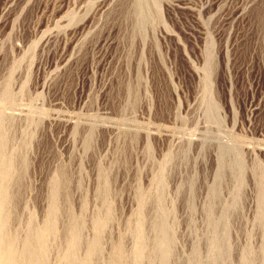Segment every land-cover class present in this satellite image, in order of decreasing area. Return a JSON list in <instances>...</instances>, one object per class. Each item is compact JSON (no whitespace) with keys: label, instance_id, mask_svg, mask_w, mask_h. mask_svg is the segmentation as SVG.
Wrapping results in <instances>:
<instances>
[{"label":"rangeland","instance_id":"obj_1","mask_svg":"<svg viewBox=\"0 0 264 264\" xmlns=\"http://www.w3.org/2000/svg\"><path fill=\"white\" fill-rule=\"evenodd\" d=\"M0 127V254L264 264V0H0Z\"/></svg>","mask_w":264,"mask_h":264},{"label":"bare ground","instance_id":"obj_2","mask_svg":"<svg viewBox=\"0 0 264 264\" xmlns=\"http://www.w3.org/2000/svg\"><path fill=\"white\" fill-rule=\"evenodd\" d=\"M143 6V5H142ZM140 7V6H139ZM141 8H143V7H141ZM2 122V121H1ZM3 129V128H2ZM0 130H1V127H0ZM3 131V132H2ZM1 132H0V179H1V181L3 180V181H5L4 180V178L2 179V177H5V178H8V177H6V176H9L10 175V173L11 172H13V167H14V160L12 159L11 160V158L10 157H12L11 155H10V160H9V158L7 157V161H6V164L5 163H3L4 161H3V158H5V157H3L2 158V156H5V154H4V148H5V139H4V137L5 136H3V135H5L6 134V132H5V134H3L4 133V129L2 130ZM7 138V137H6ZM6 143H7V140H6ZM7 146V145H6ZM14 158V157H13ZM23 158V157H22ZM16 159V158H15ZM15 161H17V160H15ZM17 165V164H16ZM13 174V173H12ZM8 180V179H7ZM0 181V182H1ZM8 182V181H7ZM2 184V183H1ZM7 183H6V181H5V188H6V185ZM3 185V187H4V183L2 184ZM8 185H9V183H8ZM11 186V185H10ZM1 187V190H0V194L2 193V189H4V188H2V186H0ZM58 187H59V184H58ZM7 189H8V186H7ZM7 189H5V191L7 190ZM4 191V190H3ZM7 192H8V190H7ZM11 192V191H10ZM4 193V192H3ZM57 193H59V192H57ZM263 195H264V193H262ZM59 195V194H58ZM262 195V196H263ZM4 196V195H3ZM5 197H7V196H5ZM5 197H1L0 196V249H1V246L2 245H4V244H2L3 243V240H5V238H7V235L5 236V238H4V224H5V219H6V217H8L7 216V211H6V198ZM54 197H56V196H54ZM161 197V196H160ZM59 198V197H58ZM8 199V198H7ZM55 199H57V198H55ZM102 199V198H101ZM104 199V198H103ZM54 200V199H53ZM55 201V200H54ZM106 201V200H105ZM159 201V200H158ZM7 203H9V201L7 202ZM54 204V203H53ZM108 204V203H107ZM9 205V204H8ZM52 206V205H51ZM54 206V205H53ZM56 206V205H55ZM10 207V206H9ZM8 207V208H9ZM106 207V206H105ZM7 208V209H8ZM106 208H108V207H106ZM10 209V208H9ZM50 210V209H49ZM51 210H52V208H51ZM107 210V209H106ZM109 211V210H108ZM54 212V211H53ZM52 213V212H51ZM50 217V216H49ZM54 217V216H53ZM52 217V218H53ZM141 217H142V214H141ZM51 218V217H50ZM49 218V220H47V223H46V225L44 226V229H43V236L44 237H48L50 234H52L53 232H55V219L53 220V219H50ZM99 218V217H98ZM109 219V218H108ZM163 219V218H162ZM102 220V223H104L105 221L103 220V219H101ZM57 221V220H56ZM95 221H97V220H95ZM104 221V222H103ZM108 222V221H107ZM153 222V221H152ZM70 223V222H69ZM158 223H160V222H158ZM219 223H222V220H221V222H219ZM77 224V225H76ZM75 224V226H78V227H74L73 228V231L72 232H70L71 234H72V236H71V240H69L70 241V250L67 252V254L65 255V259H66V264L68 263V261H71L72 259H73V257H74V251L76 252L77 250V248H79L78 246H79V243H80V239H79V236H78V233H79V230H78V228H79V226L80 225H78V223H76ZM95 224V223H94ZM99 224H100V222H99ZM165 224H166V222H165ZM155 225H159V227H158V230H159V228H160V234H159V236L158 237H156L157 239H156V243H157V251H159V256L161 255L163 258H165V261H166V259L167 258H169L170 256H169V252H170V247H169V238H168V235H167V232H166V230L164 229V227L165 226H163V224L162 223H160V224H155ZM72 226V225H71ZM156 227V226H155ZM154 227V228H155ZM215 227V226H214ZM136 228V227H135ZM71 229V228H70ZM32 230V229H31ZM137 230H139L140 231V229H137ZM143 230V229H142ZM168 230V229H167ZM224 230V229H223ZM81 231V230H80ZM157 231V230H156ZM7 232V231H6ZM28 232V231H27ZM135 232V231H134ZM221 232V231H220ZM31 233V232H30ZM36 233V232H35ZM42 233V232H41ZM137 233V232H136ZM140 233V232H139ZM143 233V232H142ZM8 234V233H7ZM222 234H224V233H222ZM138 235V234H137ZM13 236H15V235H13ZM33 236V235H32ZM69 236V235H68ZM40 237V236H39ZM42 237V236H41ZM70 237V236H69ZM69 237H68V239H69ZM8 238H9V236H8ZM13 238V237H12ZM11 238V239H12ZM23 238V237H22ZM34 238H36V237H34ZM43 238V237H42ZM94 238V237H93ZM137 238V237H136ZM226 236H222L221 237V239H217V238H215V239H213L212 240V242L210 243V249H211V251H210V253H211V257L212 258H215V257H218L219 256V253L223 250V249H225L226 248V246H227V242H226ZM13 240L14 239H12V241L11 242H9L8 244H7V247H5V250H3V251H5L4 252V254L2 253V254H0V264H40L38 261H36V256L35 255H33L32 253H31V250L30 251H28V250H22V249H18L17 248V246H16V244H14V242H13ZM30 240H31V237H30ZM139 239H137L136 241H138ZM143 240L144 239H142V242H141V244H137L136 243V248H135V246H134V248H135V250H134V256H137V258L138 259H136V261H139L141 258V256L143 255V253L144 254H146V252H144V245L142 244V243H144L145 244V241L143 242ZM9 241V240H8ZM15 241V240H14ZM39 241L40 242H42L43 241V239H42V241L39 239ZM38 241V242H39ZM44 241H46V240H44ZM82 241V240H81ZM85 241V240H84ZM210 241V240H209ZM24 242V241H23ZM35 243V242H34ZM32 244H33V242H32ZM37 244V243H36ZM135 244V243H134ZM38 245H40L39 246V248L40 249H42L43 250V252H44V256L43 257H45V253H46V249L48 248V247H46V245H48L47 243H46V245H45V243H38ZM97 244H96V242L94 243V241L93 242H91L87 247V260L86 261H84L82 264H90V262L92 261V257L94 256V254L96 253V250H97V246H96ZM35 246V245H34ZM67 247V246H66ZM83 247V246H82ZM263 248V247H262ZM68 249V248H67ZM41 250V251H42ZM36 251V250H35ZM64 251V250H63ZM145 251H147V250H145ZM172 251V250H171ZM78 252V251H77ZM38 254H39V252H37ZM117 253H119V254H117V255H122V251H121V249L119 250H117ZM154 253V252H153ZM41 254V253H40ZM76 254V253H75ZM124 254V253H123ZM43 255V254H42ZM41 255V256H42ZM154 255V254H153ZM40 256V255H39ZM40 256V257H41ZM167 256H169V257H167ZM62 257L64 258V256L62 255ZM86 257V256H85ZM122 257V256H121ZM120 257V258H121ZM167 257V258H166ZM21 258H25L26 260H21ZM60 258H61V256H60ZM119 258V259H120ZM123 258V257H122ZM162 258V259H163ZM62 259V258H61ZM60 259V260H61ZM64 259V260H65ZM46 260V259H45ZM74 260H75V258H74ZM116 260H117V257H116ZM164 260V259H163ZM40 261V260H39ZM132 261V260H131ZM134 261V260H133ZM44 262V261H43ZM49 262V261H48ZM77 262V261H76ZM141 262V261H140ZM73 263H75V262H73ZM92 263V262H91ZM136 262H134V264H135ZM139 263V262H138ZM164 264H165V262H163ZM46 264V263H45ZM93 264V263H92Z\"/></svg>","mask_w":264,"mask_h":264}]
</instances>
